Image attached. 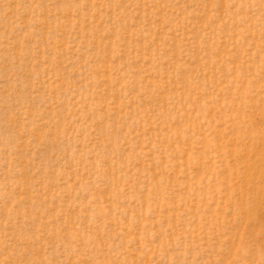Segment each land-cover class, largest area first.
Here are the masks:
<instances>
[{"label":"rangeland","instance_id":"1","mask_svg":"<svg viewBox=\"0 0 264 264\" xmlns=\"http://www.w3.org/2000/svg\"><path fill=\"white\" fill-rule=\"evenodd\" d=\"M0 264H264V0H0Z\"/></svg>","mask_w":264,"mask_h":264}]
</instances>
